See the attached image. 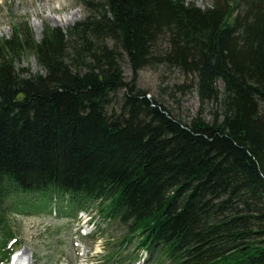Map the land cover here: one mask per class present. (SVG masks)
I'll return each instance as SVG.
<instances>
[{"label":"trees","instance_id":"1","mask_svg":"<svg viewBox=\"0 0 264 264\" xmlns=\"http://www.w3.org/2000/svg\"><path fill=\"white\" fill-rule=\"evenodd\" d=\"M77 1L71 27L0 39V228L7 207L66 199L125 226L147 264H264V0ZM156 65L211 119L147 96Z\"/></svg>","mask_w":264,"mask_h":264},{"label":"rangeland","instance_id":"2","mask_svg":"<svg viewBox=\"0 0 264 264\" xmlns=\"http://www.w3.org/2000/svg\"><path fill=\"white\" fill-rule=\"evenodd\" d=\"M200 8L211 6L215 0H188ZM234 4L235 0H231ZM45 3L50 8H40ZM84 8L77 0H0V39L9 38L15 28L26 25L39 40L45 25L66 29L81 20ZM19 66L31 72L39 71L34 55L27 52L19 59ZM126 77L130 70L124 67ZM137 85L156 98L176 116L188 120L201 115L210 120L212 104L201 103L195 91L177 70L161 65L146 67L138 72ZM58 203L62 206L59 209ZM62 203V204H61ZM56 208V214L51 210ZM60 210V211H59ZM84 212V213H83ZM96 206L83 209L67 207V201L56 200L45 211L5 209V224L15 237L16 251L28 250L32 264H144L145 254L137 252L136 242L122 249L126 228L113 219H106ZM90 224H86L87 220ZM93 225L92 229L91 226ZM89 232L83 236L80 232ZM118 256L110 260V254ZM136 255L141 256L137 262ZM24 258V256H23Z\"/></svg>","mask_w":264,"mask_h":264},{"label":"bare ground","instance_id":"3","mask_svg":"<svg viewBox=\"0 0 264 264\" xmlns=\"http://www.w3.org/2000/svg\"><path fill=\"white\" fill-rule=\"evenodd\" d=\"M40 8H50V6H47L45 3H40ZM15 258V264H32V257H30V253H28V250H25L23 252L21 251L18 255L15 256Z\"/></svg>","mask_w":264,"mask_h":264}]
</instances>
